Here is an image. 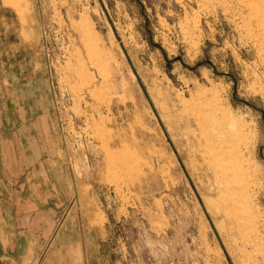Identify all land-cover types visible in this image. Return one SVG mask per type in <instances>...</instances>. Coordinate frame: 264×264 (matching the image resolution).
Returning a JSON list of instances; mask_svg holds the SVG:
<instances>
[{
    "label": "rangeland",
    "instance_id": "374dc122",
    "mask_svg": "<svg viewBox=\"0 0 264 264\" xmlns=\"http://www.w3.org/2000/svg\"><path fill=\"white\" fill-rule=\"evenodd\" d=\"M26 165L40 219L83 223L49 254L264 264V0H0V172Z\"/></svg>",
    "mask_w": 264,
    "mask_h": 264
},
{
    "label": "crops",
    "instance_id": "0c3cea01",
    "mask_svg": "<svg viewBox=\"0 0 264 264\" xmlns=\"http://www.w3.org/2000/svg\"><path fill=\"white\" fill-rule=\"evenodd\" d=\"M30 168L31 166L26 165L22 166V171L0 172V212L3 217L0 219L3 237L0 236V242L5 244L0 246L2 251L0 260L18 258V264H95L93 260L96 259L97 254H89L82 241L70 246L72 249H68L66 253L62 250L57 256L49 254L54 248L53 241L60 234H64L65 238H74L77 236L75 234L78 226V233L81 236L83 223L79 219H70V217L60 222L51 218L40 219L41 206L37 207L38 203L32 202L34 196L38 199L43 196L44 186L48 185V175L45 170L41 174L27 172ZM25 175H28L26 181L23 178ZM33 179L38 180L39 183H34L33 186L31 184ZM48 200L49 196L46 201L42 200L46 202L42 207L49 205L47 209L50 211ZM53 227L59 228L53 231ZM70 227L72 229H69ZM90 243L92 245L93 242ZM61 257L64 263L60 261Z\"/></svg>",
    "mask_w": 264,
    "mask_h": 264
}]
</instances>
